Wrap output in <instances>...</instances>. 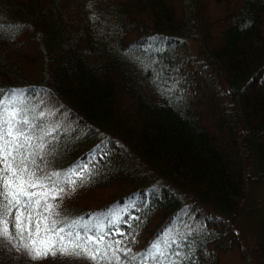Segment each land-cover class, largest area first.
Instances as JSON below:
<instances>
[{
	"label": "trees",
	"instance_id": "1",
	"mask_svg": "<svg viewBox=\"0 0 264 264\" xmlns=\"http://www.w3.org/2000/svg\"><path fill=\"white\" fill-rule=\"evenodd\" d=\"M13 89L72 122L40 169L88 165L49 201L58 227L103 228L119 264L172 240L174 264H264V0H0V91ZM0 264L92 261L33 260L0 238Z\"/></svg>",
	"mask_w": 264,
	"mask_h": 264
},
{
	"label": "snow or ice",
	"instance_id": "2",
	"mask_svg": "<svg viewBox=\"0 0 264 264\" xmlns=\"http://www.w3.org/2000/svg\"><path fill=\"white\" fill-rule=\"evenodd\" d=\"M29 107L24 90L0 91V238L12 244L17 251L23 249L33 260L57 253L75 256L92 261V264H119L120 241L106 240L103 228L84 227L80 231L58 227L56 200L64 191L65 184L73 188L83 182L88 165L78 162L64 173H52L40 169L39 152H42L52 131L35 129L40 125L29 119ZM44 113L40 112V117ZM28 129V131H25ZM99 155L103 159L107 152L105 142L98 144L89 154L91 164ZM39 189V191H35ZM136 202L129 201L125 209L135 208ZM46 213V214H45ZM13 217L9 229V218ZM91 233V234H89ZM122 234V233H120ZM175 240L162 247V242L154 241L142 253L125 251V264H174L171 255H178L173 248ZM178 247V246H177Z\"/></svg>",
	"mask_w": 264,
	"mask_h": 264
},
{
	"label": "rangeland",
	"instance_id": "3",
	"mask_svg": "<svg viewBox=\"0 0 264 264\" xmlns=\"http://www.w3.org/2000/svg\"><path fill=\"white\" fill-rule=\"evenodd\" d=\"M174 9H175V11L177 13L178 11H177L176 6H175ZM177 15H178V13H177ZM208 37H211L210 34H209ZM43 97L46 98L45 101H44V98ZM32 101H33L32 103H29V107L30 108H33L34 111H30L28 113V117H29V119L35 118L34 122L35 123H38L40 125V127H44L43 128L44 131L50 130V129H52V127L53 128L55 127V131L60 133V132H62L61 130L62 129H65L66 126L72 125V122L68 121L65 118H61L60 117V115L65 116V113L64 112L57 111L56 110V106L57 105L55 103H53L49 97L41 96L40 95L39 98L33 99ZM41 111L44 113V116L43 117H40V112ZM204 116L205 117H202L201 116L202 118H204V120L202 122L204 123L205 126H207V125H209V122L211 121V119L206 114ZM207 131L209 132V134L211 136H213L214 138H217L214 132H212L211 130H207ZM56 132H53L52 131L51 135L48 138L51 139V140H53V137L52 136H54V139H55L57 137V134H58Z\"/></svg>",
	"mask_w": 264,
	"mask_h": 264
},
{
	"label": "bare ground",
	"instance_id": "4",
	"mask_svg": "<svg viewBox=\"0 0 264 264\" xmlns=\"http://www.w3.org/2000/svg\"><path fill=\"white\" fill-rule=\"evenodd\" d=\"M68 116V115H67ZM67 118V117H66ZM70 118V117H69ZM71 122V121H70ZM74 122V121H73ZM60 124V123H59ZM61 125V124H60ZM52 127V126H51ZM61 127V126H60ZM53 128V127H52ZM55 128V127H54ZM63 128V127H62ZM68 128H70V127H68ZM72 128V127H71ZM172 239V238H171Z\"/></svg>",
	"mask_w": 264,
	"mask_h": 264
}]
</instances>
